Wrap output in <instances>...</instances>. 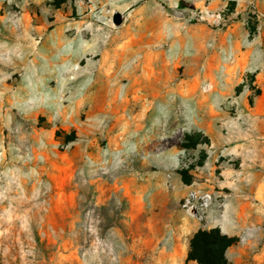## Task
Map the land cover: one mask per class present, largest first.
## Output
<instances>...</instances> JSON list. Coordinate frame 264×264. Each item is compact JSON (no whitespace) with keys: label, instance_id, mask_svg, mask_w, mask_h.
Returning a JSON list of instances; mask_svg holds the SVG:
<instances>
[{"label":"rangeland","instance_id":"obj_1","mask_svg":"<svg viewBox=\"0 0 264 264\" xmlns=\"http://www.w3.org/2000/svg\"><path fill=\"white\" fill-rule=\"evenodd\" d=\"M195 2L0 0V264H264V0Z\"/></svg>","mask_w":264,"mask_h":264},{"label":"trees","instance_id":"obj_2","mask_svg":"<svg viewBox=\"0 0 264 264\" xmlns=\"http://www.w3.org/2000/svg\"><path fill=\"white\" fill-rule=\"evenodd\" d=\"M233 240L219 229L200 230L189 242L187 260L197 264H229L226 251Z\"/></svg>","mask_w":264,"mask_h":264},{"label":"built area","instance_id":"obj_3","mask_svg":"<svg viewBox=\"0 0 264 264\" xmlns=\"http://www.w3.org/2000/svg\"><path fill=\"white\" fill-rule=\"evenodd\" d=\"M212 204L209 191L191 187L181 199L180 209L186 219L196 223H203L208 218Z\"/></svg>","mask_w":264,"mask_h":264},{"label":"water","instance_id":"obj_4","mask_svg":"<svg viewBox=\"0 0 264 264\" xmlns=\"http://www.w3.org/2000/svg\"><path fill=\"white\" fill-rule=\"evenodd\" d=\"M111 22L114 26H120L123 22V17L119 12H114L111 17Z\"/></svg>","mask_w":264,"mask_h":264},{"label":"crops","instance_id":"obj_5","mask_svg":"<svg viewBox=\"0 0 264 264\" xmlns=\"http://www.w3.org/2000/svg\"><path fill=\"white\" fill-rule=\"evenodd\" d=\"M191 2H193V4H195L194 6H196L195 0H191ZM189 6L191 7V4L190 3H189Z\"/></svg>","mask_w":264,"mask_h":264}]
</instances>
